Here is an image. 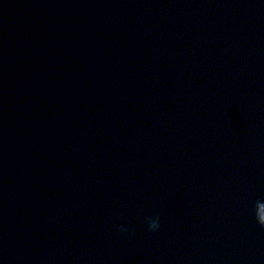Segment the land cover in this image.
Wrapping results in <instances>:
<instances>
[{
    "label": "water",
    "instance_id": "1",
    "mask_svg": "<svg viewBox=\"0 0 264 264\" xmlns=\"http://www.w3.org/2000/svg\"><path fill=\"white\" fill-rule=\"evenodd\" d=\"M260 225L264 0H0V264H264Z\"/></svg>",
    "mask_w": 264,
    "mask_h": 264
},
{
    "label": "clouds",
    "instance_id": "2",
    "mask_svg": "<svg viewBox=\"0 0 264 264\" xmlns=\"http://www.w3.org/2000/svg\"><path fill=\"white\" fill-rule=\"evenodd\" d=\"M260 226L264 227V225H260ZM146 228L149 231L157 230L159 228V216L152 215V216L146 217ZM118 231L125 232V231H130V230L121 226V227H118Z\"/></svg>",
    "mask_w": 264,
    "mask_h": 264
}]
</instances>
